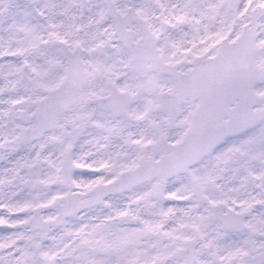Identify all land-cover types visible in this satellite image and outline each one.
Here are the masks:
<instances>
[{
	"label": "snow or ice",
	"instance_id": "6c2138e0",
	"mask_svg": "<svg viewBox=\"0 0 264 264\" xmlns=\"http://www.w3.org/2000/svg\"><path fill=\"white\" fill-rule=\"evenodd\" d=\"M0 264H264V0H0Z\"/></svg>",
	"mask_w": 264,
	"mask_h": 264
}]
</instances>
